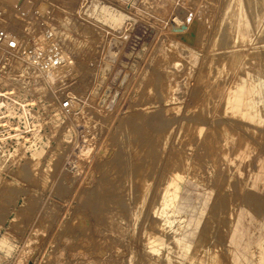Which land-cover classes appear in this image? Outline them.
I'll return each instance as SVG.
<instances>
[{
    "label": "bare ground",
    "instance_id": "1",
    "mask_svg": "<svg viewBox=\"0 0 264 264\" xmlns=\"http://www.w3.org/2000/svg\"><path fill=\"white\" fill-rule=\"evenodd\" d=\"M6 1L0 0V27L11 33L19 47L34 44L29 50L35 51L23 57L19 51L0 49V181L12 184L14 180L7 181L1 175L6 165H18L21 160L27 162L30 171L19 169L14 174L29 180L30 172L35 174L47 149V138L53 137L65 122L76 119L75 115H63V106L54 103L52 85L63 80L60 75L71 72L69 57L85 55L90 41L88 32L76 25L69 13L61 12L66 10V4L55 14L45 16L46 34L38 40L35 24L22 21L23 29ZM250 2L252 23L247 20L241 0H230L223 10L219 34L223 33V25L227 38L218 49V57L222 61L231 58V68L221 64L209 71L215 75L210 82L220 84L211 87L213 90L202 87L201 92L192 97L196 99L191 108L197 112L193 115L194 121H213L218 125L211 128L208 137L202 136V129H195L197 138L190 145L198 149L202 164L208 160L214 170L218 169L214 176H208L215 179L214 186L209 190L199 177L185 176L188 160L181 157L162 160L159 155L150 161L155 163L151 174L145 176L142 184L136 183L138 174L150 168L133 165L138 160L128 155V147L122 148L117 155L121 166L116 176L121 180L102 183L98 190H89L82 205L93 211L101 231L112 235L107 240L109 251L122 245L129 251V257L122 263H113L105 257L98 264H264V39L261 37L264 35V0ZM233 3L238 6L234 7ZM79 9L81 15L82 7ZM97 9L104 15L103 21L98 22ZM85 12L92 18L89 30L103 32L101 38L116 37L114 28L122 27V15L105 6L97 8L93 3ZM106 23L113 27L110 35ZM225 24H228V33ZM170 27L172 38L177 40L164 43L156 58L165 77V98L182 103L187 99L188 85L199 59L191 48L194 36L187 21L175 18ZM258 36L260 43L256 41ZM95 37L97 40L98 35ZM109 41L108 37L101 39L103 44L97 57H105L103 45ZM36 51L47 55V59L60 54V67H53L52 62L51 67L33 63L30 57L37 56ZM179 65L182 78L174 74ZM147 77L146 71L138 80L137 89H142ZM203 89L212 92H202ZM68 102L66 110L83 112L72 96ZM148 110L141 104L130 116L128 125L134 141L144 140L140 131L145 123H150ZM159 115L151 122H161ZM234 120L244 124H236ZM246 122L257 127H248ZM71 132L70 127L61 132L60 144L70 141ZM156 138V154H164L169 137ZM8 140L11 145L6 144ZM79 153L88 156L91 149L79 147ZM161 162L163 167L159 166ZM109 167L103 165L102 172L107 169L103 176H114L108 171ZM248 167L254 173H248ZM125 169L131 174H124ZM131 181L133 187H126ZM16 250V242L10 240L5 229L0 230V264L14 257ZM78 261L84 264L82 259Z\"/></svg>",
    "mask_w": 264,
    "mask_h": 264
},
{
    "label": "rangeland",
    "instance_id": "2",
    "mask_svg": "<svg viewBox=\"0 0 264 264\" xmlns=\"http://www.w3.org/2000/svg\"><path fill=\"white\" fill-rule=\"evenodd\" d=\"M6 2L13 12V17L22 24L23 29L25 26L22 21L28 20L35 24L38 40H42L46 34L43 19L55 14L58 8L66 4V10L62 9L61 12L69 13L74 23L88 32L90 44L85 55L69 57L72 60L71 72L60 75L63 80L52 85L55 89L54 103L63 105L72 96L83 112L80 114L71 109L62 111L63 115H75L76 119L65 122L53 137L47 138V149L42 154L35 174L30 172L29 180L14 174L19 169L30 171V165L22 160L18 165L8 163L2 170L1 175L7 181L14 180V183L0 181V230L5 229L10 240L16 242L17 246L15 256L10 257L5 264H79L78 260L81 259L84 264H98L105 257H109L113 263L125 262L129 251L122 245L109 251L110 244L107 240L112 235L101 231L93 211L83 207L84 198L89 190H98L102 183L113 184L121 180L116 177L119 174L118 167L121 166L117 155L122 148L127 147L128 155L138 160L133 162V165L150 168L149 171L138 174L136 183L142 184L145 176L151 174V167H154L155 163L150 161L159 155L158 158L162 160L175 157L188 160L189 168L184 172L185 176L188 174L190 179L193 176L199 177V181L205 182L209 190L214 186L215 179H208V176H214L218 169L214 170L208 160L202 164L199 161L198 149L190 145L194 138H197L195 129H202V136L208 137L212 133L211 128L218 125L213 121L195 122L193 115L197 112H193L191 108L196 102L192 97L201 92L200 88H216L220 84L210 82L215 75L209 71L215 70L221 64L231 68V58L222 61L218 57V49L227 38V34H223V25V33L219 34V24L222 12L229 6L230 0ZM93 3H96L97 8L105 6L122 15V27L114 28L116 37L101 38L103 32L89 30V19L92 18L87 12L82 10L81 16L78 11L80 5H85L83 7L86 11ZM241 4L247 14V20L252 23L250 0H241ZM233 6L238 5L233 3ZM236 11L233 10L234 13ZM97 13L98 22L103 21V13L98 9ZM175 18L187 21L193 30L191 48L199 59V65L191 75L187 99L182 103H173L169 98H165V77L156 58L157 51L164 43L177 40L172 38L170 32L171 21ZM108 26L110 27L109 24ZM112 28H108L109 35ZM225 29L228 33V24H225ZM124 36H127V39ZM107 37L111 41L103 45L106 50L105 57H97L103 44L101 39ZM261 37L264 39V35ZM228 38H231L230 35ZM257 39L260 43L261 38L258 36ZM52 41L55 42L53 39ZM212 60L214 62L211 65ZM181 70L180 65L174 70L178 78H182ZM146 71L147 81L139 90L138 80ZM203 90L205 91L202 92H212L213 89ZM214 91L216 92V89ZM141 104L149 109L150 123H145V127L141 128L144 140L134 141L128 121ZM158 114L162 118L161 122L152 123V119ZM234 121L238 122L236 124H244L238 120ZM246 124L248 127L256 126L248 122ZM67 127L72 130L71 139L66 144H60L61 132ZM156 136L169 137L164 154H156ZM6 144L11 145L10 140ZM79 147H88L91 153L88 156L81 154ZM48 163L50 168H47ZM106 164L111 167L108 171L114 176H103L107 171L106 169L102 172L103 165ZM163 165L161 162L159 166ZM250 171L254 173V170L248 167L247 172ZM124 174L131 172L125 169ZM235 183L236 181L233 182ZM127 184L129 186L126 187H133L132 181ZM88 245H91L89 249Z\"/></svg>",
    "mask_w": 264,
    "mask_h": 264
},
{
    "label": "built area",
    "instance_id": "3",
    "mask_svg": "<svg viewBox=\"0 0 264 264\" xmlns=\"http://www.w3.org/2000/svg\"><path fill=\"white\" fill-rule=\"evenodd\" d=\"M82 6V10L85 11V8L83 6L85 5H80V7ZM34 46V44H31L30 47H19L18 43L15 41V39L13 38V36L11 35L10 32L6 31L5 29H3L2 27H0V49L6 51V52H15V51H19V53L23 56V57H27V56H31L32 54H34L33 49H31ZM37 52V56H32L30 57L33 63H39L41 65V67H51L50 62H52V66L55 68L60 67V62L58 61L59 58L61 57L60 54L58 55L57 53L50 56L47 59V55H44L43 53L36 51ZM18 53V54H19ZM63 109H68L69 108V102L66 101L63 105Z\"/></svg>",
    "mask_w": 264,
    "mask_h": 264
}]
</instances>
